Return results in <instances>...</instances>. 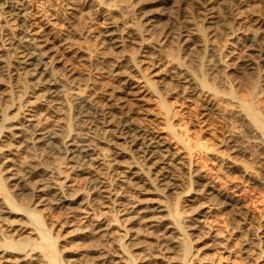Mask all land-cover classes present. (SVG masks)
<instances>
[{
    "label": "bare ground",
    "instance_id": "obj_1",
    "mask_svg": "<svg viewBox=\"0 0 264 264\" xmlns=\"http://www.w3.org/2000/svg\"><path fill=\"white\" fill-rule=\"evenodd\" d=\"M25 1L1 0L6 10L4 13L6 15L3 16H6L4 25L6 31H4L7 36L5 35L3 47L7 53L9 52L11 61L1 65L0 69L3 67L4 72L16 76L25 73L33 79L39 92L37 90L38 93H32V96L24 100L26 105L24 121L21 117L17 118L16 115L19 113L17 108H15L14 116L9 115L12 117L0 111V118L9 121L6 146L8 149L19 146L25 137L24 131L31 132L36 136H33L36 141H44L45 144L49 143L50 138L57 135L59 131H65L67 135L71 133V126L68 122L65 123L66 121L64 123L56 121L50 128L44 127L43 123L39 121L40 117H45L49 111H55V107L51 106V97L58 94V91L54 89L55 86H52V83H57V81L52 82L47 79L49 76L44 77L43 70L39 68L40 62L44 61V64L56 72L55 75L61 82L63 81L77 90V102L75 101L77 107L75 106V108L82 115L80 123L84 130L77 132L80 136L77 135L76 139L75 136H72L73 138L69 140L68 146L66 145L68 155H72L71 157L74 156V158L80 156L84 159L89 157L97 143L95 140L97 126L116 134L117 138L121 139L126 146H115V149L111 151L110 166L119 168L121 178L118 180L119 183L114 182L111 194L115 198H125L124 204L129 205L126 207V213L131 214L129 215L130 219L141 221L143 226H154L156 221L161 222V218H163L161 214L165 212L168 219V221L164 219L166 221L165 229L167 228L169 233L171 230L172 232L176 231L179 237L173 241L180 242L182 249L180 256H177V261L172 260V257H170L172 259H168L159 256L161 252L159 255L157 254V257L161 259L160 264H186L185 259L190 249L184 230L187 227H182L181 217L178 214L180 204L186 201L193 203L197 200L196 197L200 196L204 199L205 197L206 199L218 198L219 200L213 204L215 206L231 207L232 209L235 205L234 193L232 194L224 189L225 187L209 181L208 177L192 164L190 155L195 149L201 148L206 152L218 155L222 161L227 160L224 144L227 141H233L237 131L232 128L228 131L227 137L219 140L221 149L201 145L197 138H191L192 134L191 136L189 133L187 134L186 128H178L176 122L180 118L181 104L184 105L185 101H182L181 104L176 103L174 97L180 96L190 104L191 100L196 101L204 121L212 112L223 117H236L260 140L264 141V100L261 96L264 93L262 92L264 77H260L258 74L264 69V40L253 42L255 44L252 47L255 52L252 57L247 59H237L230 53L231 51L215 49L216 47L211 48V55L208 56L205 31L209 28L211 35H218L217 28L212 29L210 26L204 28L200 21L207 22L212 17L208 16L209 13L203 14L204 16L198 15L199 17L192 14L189 10L190 5L188 8L186 6V3L189 4L187 0L186 2H179V0H61L63 1L61 13L50 12L51 14H47L45 13L47 10L40 11L36 14L34 23L31 22V19L34 20L32 17L37 12L35 8L42 5L43 2L37 0L33 4L34 8L28 9ZM198 1L201 4H207L211 0ZM243 1L248 2L249 0ZM194 9L196 8H193V11ZM193 13H197V11ZM263 14L258 23V28L262 33H264ZM79 21H83V26L82 29L76 30L73 27ZM223 24L221 25L222 30L219 28L222 36L231 33L232 27ZM228 24L230 23L228 22ZM258 28L256 27V29ZM72 41H76V44L73 45ZM68 54H71L72 58H68ZM75 58L78 61L86 60L89 64L94 65V74L86 72L76 65L78 61ZM250 72L254 76L252 75L253 78L249 77L246 85L243 83V91H239L240 94H243L242 92L245 94L244 96L240 95L237 78L241 77L239 75ZM45 76L47 75L45 74ZM21 88H23L22 85ZM180 100L179 98V102ZM86 103L90 104L92 110L87 111ZM56 107L58 109V106ZM110 139L112 138L110 137ZM110 139L109 141H111ZM114 142L118 144L117 140ZM123 156H127V159L130 158V160L126 159L128 162L123 163L119 159ZM2 159L5 163L6 173L0 175V189L3 192H8L12 186L19 187L11 182L18 180V177L23 173L20 174L19 168L15 167L11 155L5 153ZM29 164L34 166L31 161ZM80 166L78 162V164L73 163L69 168L76 169L78 167L79 169ZM35 171L32 169L27 171L26 176L24 173L25 179L29 178L30 182ZM181 171L186 173L184 179L179 178ZM63 174L59 178L53 177L50 184L47 183L60 202L69 199L68 197L73 195L78 188V184L73 182L74 180L69 174ZM98 180L102 184L99 187H103L101 191L109 192V183L106 184L101 179ZM41 181V178L33 180L31 183L35 185L32 187L40 191L44 190L46 185ZM145 184L151 186V189L143 187L144 190L141 191L140 187ZM174 184L178 185L179 190L176 188L177 186L174 187ZM174 188L178 192L174 196L172 195V202L169 205L164 203L165 201L162 202L164 199H149L142 196L154 193H162L165 196L171 194V190ZM136 191L142 194L138 198L132 196V193ZM190 191H194V194L190 195ZM106 195L110 197L108 193L105 194V197ZM4 204L0 201V214H10L16 218L15 221L19 222L17 229H10L11 234L29 238L33 232L23 220L22 212L16 211L15 208L9 209L10 207L7 208ZM159 213L161 214L159 215ZM101 219H96L97 223L94 228H102ZM206 234H208V236L205 235L206 237H213L209 231ZM257 235L253 244L258 248V251L253 252L244 248L248 264H264V225L258 230ZM13 239L8 242L10 246L11 243H14ZM46 243L49 253L48 260L47 263H42L43 261L40 260L41 264H58L50 242L46 240ZM124 251L119 247L113 254L114 264L122 262ZM6 261L10 264H21L23 258L20 260L11 258Z\"/></svg>",
    "mask_w": 264,
    "mask_h": 264
},
{
    "label": "rangeland",
    "instance_id": "obj_2",
    "mask_svg": "<svg viewBox=\"0 0 264 264\" xmlns=\"http://www.w3.org/2000/svg\"><path fill=\"white\" fill-rule=\"evenodd\" d=\"M35 1L37 0H26V7L28 9L34 8L33 4H35ZM181 1L186 2V0H179V2ZM218 1L211 0V3L201 4L198 0H187L189 4L186 3L187 8L190 5L189 10L197 17L209 13L208 16L212 17L209 19L210 21L208 20L209 23L202 20L200 21L201 25L204 28L205 26H210L212 29L217 28L219 33H216L221 35H211L210 29H206L205 43L207 44V55L210 56L211 48L216 47L215 49L219 48L224 51H231L230 53L237 59L252 57L255 52L253 51V44L257 40H264V33L260 32L258 28L259 19L264 13V0H249L248 2L243 0ZM42 2V5L35 8L37 12L32 17L34 20L31 19L33 23L36 21V14L40 11L47 10L45 13L51 14L61 13V9H63V1L61 0H42ZM0 4V20L2 21H0L1 66L11 61V56L3 47V41L6 38V28L4 26L6 16L3 15H6L4 14L6 10L1 0ZM195 4L198 6H195ZM193 8L196 9L193 11ZM196 11L197 13H193ZM195 15L193 16L196 17ZM33 23H31L32 26ZM222 23L225 24H223L224 26H232L231 33L223 34L222 36L220 32V29L222 30ZM82 26L83 21H79L75 23L73 28L80 30ZM1 28L5 31L3 32ZM72 44L75 45L76 41H72ZM68 55V58H72L71 54ZM76 60L78 61V59ZM34 61L36 62V60ZM2 62L3 64H1ZM44 63V61L40 62L39 68L43 70L44 77L47 78L49 76L47 79H50V81H57V83H52V86H55L54 89L58 91V94L51 97V106L55 107V111H49L45 117H40L39 121L43 123L44 127L48 126V128L56 121L62 123L66 121L65 123L68 122L72 130L70 135H67L65 131H59L46 144L44 141H36V136L31 134V132L24 131L23 133L26 138L23 137V140L19 143L20 145L18 144L19 146L9 147V150L6 146L9 121L0 118V175L2 176L6 173L4 170L5 163L2 159L5 153L11 155L14 159H12V162L14 161L15 167L19 168L20 174L23 173L21 174L23 178L21 175L18 177L19 181L17 179L12 180V182L10 181L13 184L19 185V189L16 186L10 187L8 192H3L0 189V201L3 204L5 203L4 205L7 208H15L16 211L22 212L24 215L23 220L33 232V236L31 235L29 238L25 236L22 238V235H19L21 237L15 234L12 235L11 230L17 229L19 225L17 223L19 222L15 221L16 218H13L10 214H0V264H10L6 260L11 258L15 260L23 258L22 263L24 264H37L38 262L41 264L42 261V263H47L49 253L47 251L46 240L50 242L49 244L55 253L58 264H114V261H112L113 254L119 247L123 251L125 250V255H122V262H116V264H160L161 259L157 257L159 252H161L159 256L168 259L173 258L172 260L177 261L182 249L181 243L173 241L179 237L176 231L173 230V233L169 229L171 230L169 233L168 229H165V223L168 221L166 213L162 212L165 215L159 213L163 218H161V222L156 221L154 226H143L141 221L130 219L131 216L129 215L131 214L126 213V207L129 205L124 204L125 198L118 197V199L111 194L113 193L114 182L119 183L118 180H121L119 168L110 166L111 151L115 149V146H126L121 139L117 138L116 134L97 126L95 137L97 143L91 150V155L85 159L80 156L74 158V156L68 155L67 146L70 142L69 140L74 136L76 139L80 136L77 132L84 130L80 123L82 115L75 108L77 90L69 84L61 82L58 76L55 75L56 72ZM87 63L86 60H79L76 65L81 67L82 70L93 72L94 74V65L89 63L87 65ZM1 68L0 72L4 69L3 67ZM262 70L258 73L260 77H264V71ZM252 75V72L239 75L243 76L242 78H237V83H239L240 87H238L239 94L243 85L248 83L249 77L253 78L254 75ZM21 85L23 88H21ZM37 90L39 92L38 87L34 85L33 79L25 73H20L16 76L15 74L3 71L0 73V111L7 116H14V112H16L15 108H17L19 112L17 113L19 116L16 115L17 118L21 117L24 121L23 117L26 116L24 100L32 96V93H38L36 92ZM262 92H264V89ZM242 93L240 95L244 96L245 93ZM261 96H263L262 99L264 100V93ZM179 98L181 99L180 102ZM174 101L179 104L182 101L186 102V105L185 102L184 105L181 104L182 108L179 111L180 118L176 122L178 128H186L187 134L189 133V136L192 134L191 138H197L201 142V145L221 149L219 147V140L227 137L230 129L235 128V131H237L233 141H227L224 144L223 148L226 150L227 160L222 161L218 158V155L206 152L201 148L195 149L190 155L192 164L198 167L208 177L209 181L221 185L223 188L225 187L224 189L230 193L232 192V194L234 193L235 205L232 209L231 207L215 206L213 204L219 199L211 196L209 199L205 197L206 200L199 196L196 197L197 200L193 203L186 201L180 204L178 214L181 217L182 227H187L184 230L187 234V242L190 249L185 262L186 264H248L244 250L248 248V250H252L253 252L258 251L253 241L258 236V230L264 225V141L260 140L252 130L248 129L236 117H223L220 114L212 112L204 121L199 105H196V101L191 100L190 104L189 101L180 96H175ZM56 106H58V109ZM86 106L87 111L92 110L89 103H86ZM195 135L196 137H194ZM115 140L118 141V144H115ZM119 159L123 163L130 160V158L127 159V156ZM30 161L33 162L34 166H30ZM77 161L81 165L79 169L78 167L70 169L69 167L73 163L78 164ZM28 169L30 171L31 169L36 170L35 175L30 178V180L32 179L30 182L29 178L25 179L26 172L29 171ZM63 173L69 174L71 179L74 180L73 182L78 184V188L73 195L68 197L69 199L60 202V199L58 200V197H56L52 188L47 183L50 184L55 177L59 178L60 175H64ZM179 173V178L184 179L186 173L184 171ZM40 178L42 179L41 182H45L46 185L42 191L33 188L35 184L31 183L33 180ZM98 179H101L106 184L109 183V192L101 191L103 187H99L102 184L99 183ZM24 187L28 188L25 189ZM143 187L145 189H149L150 187L151 189V186L145 184L140 187L141 191L144 190ZM174 187L179 190L178 185ZM176 188L171 190V194H164L165 196L162 193L142 195L139 191L132 193V196L138 198L142 195L149 199H164L162 202L165 201L164 203L169 205L172 202V197L178 192ZM107 193L110 197H107V195L105 197ZM192 194H194V191H190V195ZM98 218H102L101 220L104 223H102L101 229L94 228L95 223H97L96 219ZM208 231L209 233L211 232L213 237H206L208 236L206 234ZM9 234L12 237L15 236L13 237L14 239ZM169 235L170 237L172 235L171 239L168 237ZM12 239L15 244L11 243L10 246L8 242L12 241ZM245 247L246 249H244ZM166 254L168 257L165 256ZM25 260L27 261L25 262Z\"/></svg>",
    "mask_w": 264,
    "mask_h": 264
}]
</instances>
